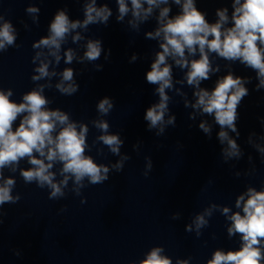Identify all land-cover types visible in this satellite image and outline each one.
<instances>
[{
  "label": "clouds",
  "instance_id": "obj_1",
  "mask_svg": "<svg viewBox=\"0 0 264 264\" xmlns=\"http://www.w3.org/2000/svg\"><path fill=\"white\" fill-rule=\"evenodd\" d=\"M115 3L117 22H123L130 15L128 24L134 30L138 31L140 25L150 18L156 22L155 29L145 34L147 39L158 40L160 49L155 53V59L145 75L148 84L156 85L155 91L159 96V102L148 107L144 115L149 130L158 129L157 135H161L166 125L175 124L172 115L165 120L171 100L168 93L174 91L184 98L186 108L194 110L190 114L191 119H195L196 113L214 118L215 124L220 127L218 139L221 144L227 145L222 151L225 162L231 158L239 159L242 156L241 149L229 132L239 136L236 126L238 107L249 95L245 87L249 79L234 75L229 70L216 80L211 91L202 88L201 83L220 72V66L217 64L214 67L210 59V54H215L222 60L238 61L252 69L258 80L256 89L264 88V0H231V15L228 7L217 8L214 23H210L206 13L197 7V0H115ZM171 5L178 7L177 14H171ZM25 11L34 24L39 23V8L29 5ZM111 16L112 10L108 4L97 6V0H86L82 20H72L65 10H58L47 35L32 43V64L37 65L39 62L33 69L35 74L31 76L36 86L24 92L20 102L12 99V88L0 87V208L21 199L19 194H12L16 180L11 176L6 178L4 169L12 173L19 171L25 184L35 183L40 189L47 188L48 198L57 200L66 196L65 189L70 180L73 184L71 191L80 196L81 190L89 184L107 181L110 170L122 171L125 162L130 159L127 155H121L123 141L119 135L109 134L110 125L103 119L91 121L92 126L102 134L96 136L90 146L87 142L90 130L88 124L71 119L67 111L51 108L52 101L44 93L45 89H51L53 85L50 82L40 83L51 81L59 75L55 89L64 96L77 93L79 86L74 80L73 68L66 67L60 73L49 69L53 65L58 66L62 59L67 65H71L74 60L79 63L98 60L102 52L98 39L86 41L82 57H77L72 48L64 50L61 55L62 45L70 35L73 44L79 43L85 37L77 29L87 31L89 25L107 26ZM24 27L27 29L28 25ZM73 32L76 34L72 35ZM17 37L13 23L0 14V53L6 52L9 47H19L16 44ZM135 59L134 55L132 60ZM173 65L186 70L183 79L175 81V84L183 85L186 82L193 88L194 102L175 87ZM113 107L110 98L105 97L98 102L96 110L100 116H107ZM199 128L211 134V126L206 121H202ZM261 139L264 140V136ZM98 143L106 146L113 155L120 156V159L110 167L98 164L87 154L90 147ZM254 147L264 157V147L258 144ZM97 154L103 155V148H97ZM146 159L147 170H151V159ZM22 160H26L31 167L20 168ZM56 165H60L58 173L53 171ZM57 174L61 177L59 180ZM144 175L147 176V171ZM85 202V199L81 200V203ZM235 207L239 211L232 212L229 207L212 204L197 214L192 225L186 226L185 230L191 233L194 225L196 236L200 237L201 230L209 225V218L218 209L230 221L228 236L238 234L240 246L236 250H215L207 264H264V187L259 191L248 187L245 193L236 198ZM164 251L162 246L153 247L139 264H173V260L163 254ZM190 261L191 257L178 258L175 264H190Z\"/></svg>",
  "mask_w": 264,
  "mask_h": 264
}]
</instances>
